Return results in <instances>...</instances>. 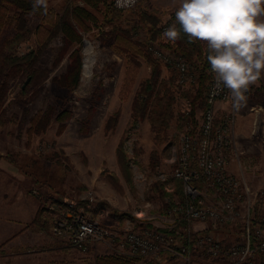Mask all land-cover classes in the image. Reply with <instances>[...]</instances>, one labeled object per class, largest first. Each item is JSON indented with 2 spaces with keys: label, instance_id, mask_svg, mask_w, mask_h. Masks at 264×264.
I'll use <instances>...</instances> for the list:
<instances>
[{
  "label": "rangeland",
  "instance_id": "obj_1",
  "mask_svg": "<svg viewBox=\"0 0 264 264\" xmlns=\"http://www.w3.org/2000/svg\"><path fill=\"white\" fill-rule=\"evenodd\" d=\"M70 2L89 7L84 0H47V8L62 12ZM180 3L181 0H138L134 6L122 10L113 21L131 28L133 39L148 53L147 43L158 42L160 35L149 37L150 31L138 20L139 13L156 10L160 17L156 28L165 20L172 25L176 23L174 11ZM91 10L99 20L97 25L89 21L90 28L80 31L79 45L76 42L67 46L61 33L55 34L46 45H39L34 30L40 17L32 13L25 15L29 34L21 41L10 43L11 48H7L6 54L19 57L32 51L33 71L30 74L24 65L23 70L15 75L0 77V82L7 85L0 102V158L31 175L36 191L39 189L40 207L50 217L51 227L66 211V202H76L79 208L111 230L122 231L127 226L163 230L179 215L174 206L178 210V204H182V185L170 176L174 163L168 158L179 141L175 118L184 113L186 100L180 93L182 90L193 91L190 86L178 85L175 79L169 82L175 90V117L162 133L163 139L155 137L145 118L135 128L128 129L132 100L140 82L149 76L150 67L144 57L137 58L139 66L130 90L126 97L120 98L126 59L111 47L109 23L101 20L99 10ZM12 34L7 28L1 39ZM86 43L90 45L89 52L85 51ZM73 48H78L81 56L80 75L76 86L68 90L59 86L56 80L65 72ZM87 56L92 59L85 67ZM173 74L172 69H168V73L161 70L160 76L169 78ZM0 92L2 94V90ZM204 92L202 99L195 102L194 118L197 121L201 117ZM241 106L243 112L252 113L237 124L238 137L233 135V141L239 138L237 160L244 165L241 179L250 185L239 178L242 196L237 200V206L241 202L244 205L251 202L244 192L245 187L253 192L264 188V74L257 83L249 86V94ZM219 110H216V121L222 112ZM115 113V125L108 128L107 122ZM38 118L42 119L40 126L44 125L42 131L29 132L31 123H36ZM120 142L124 150L122 157L117 149ZM159 173L167 177L162 179L158 177ZM89 190L93 194L91 202L83 200ZM202 199L211 202L209 197L203 196ZM168 205L172 207L168 209ZM259 212L255 207L254 213ZM240 227L237 220L209 228L218 238L232 242L237 240ZM100 247V251L106 254L117 252L111 246L100 244ZM200 252L202 257L196 261L212 264L208 255ZM134 256L136 258H126L129 264L144 258ZM145 260L146 264L154 263L152 259Z\"/></svg>",
  "mask_w": 264,
  "mask_h": 264
},
{
  "label": "built area",
  "instance_id": "obj_2",
  "mask_svg": "<svg viewBox=\"0 0 264 264\" xmlns=\"http://www.w3.org/2000/svg\"><path fill=\"white\" fill-rule=\"evenodd\" d=\"M116 9H127L134 6L138 0H109ZM171 26L168 20L159 25V41H149L146 50L163 65L169 66L176 73L175 81L178 85L190 86L197 80V73L189 62L163 36L166 28ZM209 80L203 97V108L200 120L192 133L188 126L179 131V141L172 148L169 161L174 163L170 176L182 181L186 200L174 206V210L192 225L195 221H208L213 227L226 223L240 221L237 240L225 245L211 229L205 234H198L189 248L188 243L175 242L169 232L165 230L176 220L172 219L166 228H130L122 231L111 230L96 218L90 216L76 202H66L63 211L51 227L52 233L64 238L68 245L85 251L91 244L104 243L114 246L117 252L129 255H141L154 260L162 259L165 253L189 258L191 249L204 251L212 260L224 256L225 264H242L250 258L260 256L264 261V217H259L249 205L245 211L237 206L241 196V182L239 178L228 172V157L235 151L233 128L235 125V101L229 90L222 85L217 88L211 66L208 68ZM249 94V89L245 96ZM225 104L216 121V102ZM190 110L188 99L184 101V113ZM158 177L164 179L165 174ZM202 179L203 188L197 189L192 181ZM248 196H252L253 204L264 207V188L253 192L244 188ZM249 192V194H247ZM203 196L209 197L206 203ZM91 202L93 194L89 190L83 200ZM253 207V206H252ZM180 212V213H179ZM262 220L263 222H260ZM193 230V229H192ZM203 230V229H201ZM197 231V230H194Z\"/></svg>",
  "mask_w": 264,
  "mask_h": 264
},
{
  "label": "trees",
  "instance_id": "obj_3",
  "mask_svg": "<svg viewBox=\"0 0 264 264\" xmlns=\"http://www.w3.org/2000/svg\"><path fill=\"white\" fill-rule=\"evenodd\" d=\"M84 2L89 5V7L84 4H79L78 2H70L62 12H57L51 8H47L45 11L43 6L34 10V0H0V77L4 78L10 74L15 75L18 71L23 70L24 65H27V69H29L27 71H29L30 74L33 71L32 61L34 58L31 57L32 51L19 57L14 54H6L7 48H11L10 43H15L27 38L29 34L25 16L27 13H32L40 17V22L34 30L39 45H46L55 34L61 33L63 43L67 46L70 43L76 42L77 45H79L81 40L80 31L90 28L89 21L97 25L99 20L91 8L99 10L102 15L101 20L105 21V23H109L108 34L112 40L111 47L126 59L125 76L119 92L120 98L126 97V94L130 90L139 66L137 58L139 56L144 57L150 67L149 76L140 82V88L132 100L128 129L135 128L139 121L145 118L149 121L155 137L159 140L163 139L162 133L167 130L169 122L175 117V90L169 83L176 78L175 71L173 70L174 74L169 78L160 76L162 63L149 52H145L141 48L139 42L133 39L131 28L129 29L113 21L120 16L121 9L112 7L109 0H84ZM138 20L142 21L150 31L151 36L149 37L152 38L156 34L159 36L160 29L155 26L159 22L160 17L156 10H142L138 15ZM176 26L179 29V25L176 24ZM7 28H10L13 34L11 36H5L2 40L1 35L3 38V32ZM167 44L179 52L189 62L195 73H197L196 82L190 85L193 92L182 90L180 93L185 99L189 100L190 110L175 118V126L178 131L182 130L184 126H188L190 132L193 133L198 123L196 118H194L195 102L202 99V93L206 90L210 76L208 73L210 64L207 60V44L199 40L189 42L187 35L182 31L178 40L175 42L170 41ZM80 58L81 56L79 55L78 48H73L69 53V62L65 72L56 80L59 86L68 90L76 86L80 75ZM6 87L7 85L5 82H0V91L2 90V94L0 92V102L3 99V93ZM38 119L36 123H31L28 129L29 132L30 130H32L31 132L42 131L41 128L44 125L40 126L42 119ZM116 120L117 115L115 113L112 116V120L107 122V127L113 128ZM121 143L122 142L119 143L117 148L119 157L124 155V150L121 149ZM175 179L179 180L182 185L180 179ZM192 184L199 190L203 188L202 179L194 180ZM161 192L163 191L161 190ZM185 199L186 196L183 192L181 203H184ZM171 207L170 205L167 206L168 209ZM40 218L41 213L39 211L36 213L33 221L36 222ZM260 222L263 221L260 220ZM167 230L175 242H187L189 248L193 247V241L198 234H205L207 232L206 229L197 231L192 230L190 223L180 215L176 216L175 222L168 227ZM133 256L134 255L120 252L102 254L95 258L94 264H129L127 259L136 258ZM221 259L224 260V256H221Z\"/></svg>",
  "mask_w": 264,
  "mask_h": 264
},
{
  "label": "crops",
  "instance_id": "obj_4",
  "mask_svg": "<svg viewBox=\"0 0 264 264\" xmlns=\"http://www.w3.org/2000/svg\"><path fill=\"white\" fill-rule=\"evenodd\" d=\"M168 69L172 68L162 65L163 73L164 71L168 73ZM172 73H174L173 69ZM224 107L223 102H216V108L220 109L219 111L223 110ZM241 107L240 104L239 107L235 106L234 108L236 123L233 128V135L235 137H238L237 124L241 123L245 116L252 113L250 111L243 112L240 110L243 109ZM234 143L235 151L230 154L227 170L240 178L244 184L250 185L241 179L244 165L237 160L236 145L240 144L239 138L234 139ZM36 190L31 175L19 171L15 165L13 166L0 158V264H94L98 255L106 254V252L100 251L102 249L100 244L105 245L104 243H93L87 250L82 251L69 246L64 238L55 236L51 232L50 217L46 216L45 210L40 207V196H37L39 189L38 192ZM249 198L251 202H247L246 205L241 202L238 204V208L244 211L249 205L251 208L253 206L252 212H254V208L258 207L260 212L257 215L264 217V210L261 211L264 207L256 206L253 204L252 196ZM39 211L41 218L35 222L33 220ZM209 227L212 229L213 226L208 221H195L191 225L193 230L210 229ZM221 240L225 245L233 242L226 240V238ZM111 249L115 250V247L111 246ZM200 257H202L200 249L195 248L190 250L188 259L165 253L160 260L152 259L154 262L152 264H200L196 261ZM208 258L211 259L209 256ZM145 259L150 258L144 257L134 264H146ZM219 262L225 264L221 258L212 260V264ZM242 264H264V261L260 256H256Z\"/></svg>",
  "mask_w": 264,
  "mask_h": 264
},
{
  "label": "clouds",
  "instance_id": "obj_5",
  "mask_svg": "<svg viewBox=\"0 0 264 264\" xmlns=\"http://www.w3.org/2000/svg\"><path fill=\"white\" fill-rule=\"evenodd\" d=\"M41 6L46 11L47 0H34V10ZM175 18L163 36L175 42L182 31L189 42H206L216 87L239 107L264 74V0H181Z\"/></svg>",
  "mask_w": 264,
  "mask_h": 264
},
{
  "label": "bare ground",
  "instance_id": "obj_6",
  "mask_svg": "<svg viewBox=\"0 0 264 264\" xmlns=\"http://www.w3.org/2000/svg\"><path fill=\"white\" fill-rule=\"evenodd\" d=\"M85 51L89 52L90 51V45L88 43L85 44ZM92 57L87 56L84 61V66L87 67V64L91 61Z\"/></svg>",
  "mask_w": 264,
  "mask_h": 264
}]
</instances>
